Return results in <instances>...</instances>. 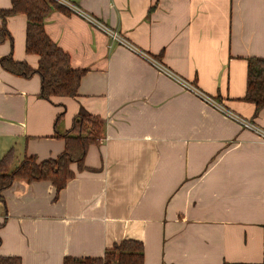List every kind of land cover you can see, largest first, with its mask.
I'll return each instance as SVG.
<instances>
[{
  "label": "crops",
  "instance_id": "obj_1",
  "mask_svg": "<svg viewBox=\"0 0 264 264\" xmlns=\"http://www.w3.org/2000/svg\"><path fill=\"white\" fill-rule=\"evenodd\" d=\"M65 1L43 26L85 69L77 94L42 98L37 74L0 65V157H55L79 115L99 118L102 135L60 190L15 179L2 191L0 255L63 264L132 239L143 264H264V142L179 81L264 130V109L243 100L248 58L264 57V0ZM26 23L6 17L0 58L36 67Z\"/></svg>",
  "mask_w": 264,
  "mask_h": 264
},
{
  "label": "trees",
  "instance_id": "obj_2",
  "mask_svg": "<svg viewBox=\"0 0 264 264\" xmlns=\"http://www.w3.org/2000/svg\"><path fill=\"white\" fill-rule=\"evenodd\" d=\"M10 8H0V41L9 37L5 25L11 14H24L27 18L25 29V50L36 54L38 62L31 67L26 61L14 60L11 54L0 58L3 69L18 76L40 77L39 96H75L84 68H75L70 57L46 33L44 19L52 8L66 11L62 3L55 0H10ZM243 100L253 103L255 114L264 109V57H249L247 63L246 91ZM102 135V122L94 116L79 115L74 118L71 128L62 137L63 150L55 157L38 160L36 155H24L20 162L12 166L15 153L9 148L0 157V201L2 191L15 179L28 182L49 181L56 190L63 188L74 176L71 164L78 169L84 167V157L90 144H96ZM143 264V245L137 240H123L105 250L102 257H66L63 264ZM0 264H21L18 256L0 255Z\"/></svg>",
  "mask_w": 264,
  "mask_h": 264
},
{
  "label": "built area",
  "instance_id": "obj_3",
  "mask_svg": "<svg viewBox=\"0 0 264 264\" xmlns=\"http://www.w3.org/2000/svg\"><path fill=\"white\" fill-rule=\"evenodd\" d=\"M59 3L62 4H67L69 5L70 3H68L65 0H55ZM88 20L90 22H92L93 24H95L96 26H98L100 29H102L103 31H105L113 40H116L117 42H119L120 44L125 45L128 49L135 51L137 53H142L141 51H139L136 47H134L132 44H130L129 42L125 41L123 38L120 37V35L112 30V29H108L106 26H104L102 23H100L98 20L94 19V18H88ZM143 54V53H142ZM146 58L149 59V56H146L145 54H143ZM160 70L166 72L169 75L175 76L173 75L168 69H166L164 66L160 65ZM178 78V77H177ZM179 79V78H178ZM179 81L186 86L187 88L191 89L192 91H194L197 95H199L200 97L203 98H207V100L212 103L213 105L217 106L222 112H224L225 114H227L228 116H230L231 118L235 119L236 121H238L243 127L251 129L252 131H254L259 138L264 142V130L258 126H256L254 123H252L251 121H248L246 119H243L242 117H240L239 115H236L232 112H230L229 110L223 108L219 103H217L214 99L207 97L205 95H203L196 87H194L193 85L186 83L184 80L179 79Z\"/></svg>",
  "mask_w": 264,
  "mask_h": 264
},
{
  "label": "water",
  "instance_id": "obj_4",
  "mask_svg": "<svg viewBox=\"0 0 264 264\" xmlns=\"http://www.w3.org/2000/svg\"><path fill=\"white\" fill-rule=\"evenodd\" d=\"M114 264H116V263H114Z\"/></svg>",
  "mask_w": 264,
  "mask_h": 264
}]
</instances>
